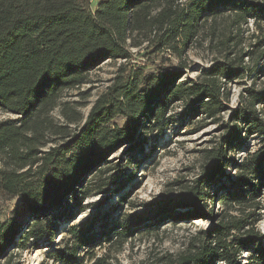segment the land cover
Returning a JSON list of instances; mask_svg holds the SVG:
<instances>
[{
  "label": "trees",
  "instance_id": "trees-1",
  "mask_svg": "<svg viewBox=\"0 0 264 264\" xmlns=\"http://www.w3.org/2000/svg\"><path fill=\"white\" fill-rule=\"evenodd\" d=\"M95 2L0 0V110L15 115L0 120V196L19 200L10 215H0V257L11 248L51 242L48 255L56 263L112 264L110 252L121 251L135 232L154 229L166 217L197 215L212 221L199 243L161 264H264V234L249 227L259 220L253 211L264 195V85L245 87L232 122L222 123L218 145L203 150L200 185L170 202H151L140 214L112 207L69 225L63 243H54L59 228L87 210L86 199L116 192L131 180L128 165L138 167V155L146 156L144 130L162 134L179 119L213 118L226 106L229 81L264 73V51L248 52L249 65L246 53L235 50L251 21L264 22V0ZM198 39L222 58L197 79H184L185 53ZM129 40L132 47L147 42L151 52H170L178 63L170 65L168 57L148 73L129 66L134 57ZM120 58L125 63L80 126L54 123L58 107L69 123H80L82 116L63 101L65 92L86 83L105 61ZM176 102L184 110L170 115ZM256 135L257 150L248 149L240 162L229 156L247 149V139ZM124 144H129L126 162L111 165L109 157ZM232 166L235 176L226 173ZM217 199L224 206L220 212L214 209ZM237 210L243 214H234Z\"/></svg>",
  "mask_w": 264,
  "mask_h": 264
},
{
  "label": "rangeland",
  "instance_id": "rangeland-1",
  "mask_svg": "<svg viewBox=\"0 0 264 264\" xmlns=\"http://www.w3.org/2000/svg\"><path fill=\"white\" fill-rule=\"evenodd\" d=\"M93 5H96L95 0ZM262 39H264V22L259 26H255L251 21L249 30L246 29L243 34L241 44L235 48L237 54L246 53L244 56L246 64L252 65L248 52L256 49L264 51V42L260 43ZM130 43L129 40L128 46L134 57L129 66L144 67L148 73L153 71L158 63L164 62L165 58L170 57V65L178 63L170 52H151L147 47V42L139 47H132ZM256 44L260 45L255 47ZM185 54L184 58L188 68H183L184 79H197L201 71L208 69L219 57L218 52L210 48L208 42L201 41V39H198L194 45L188 48ZM262 59L264 61V55ZM122 63H125V59L105 61L90 73L86 83L65 92L63 101H69L72 107L75 108L76 115L82 116L80 123H69L62 115L61 107L52 112L54 123L68 125L72 128L80 126L96 99L112 84ZM260 64L263 67L262 62ZM261 71L253 72V74L248 72V75L246 74L244 77L229 81L227 83L229 97L226 100V106L215 117L205 118L200 116L196 117L197 120L192 122L185 120L183 123L179 119V122L170 125L162 134L156 129L153 131L150 129L144 130L141 140L144 142L146 156L138 155L140 159L138 167L128 165L127 171L134 174L131 180L125 182L123 187L119 188L120 190L117 189L116 192L107 191L102 194H94L86 199L87 210L74 217L73 220L65 222L55 234L54 243L56 245L63 243L67 237L69 225L85 223L95 215L112 207H117L118 213L140 214L146 205L151 202L153 204L170 202L188 193L192 185L198 184L197 180L201 176L202 166L205 162L203 150L218 145L221 136L225 133L222 123L232 122L235 109L241 105V94L245 87L251 85L261 87L264 85V73ZM178 81H181V79ZM183 110V104L176 102L171 107L169 114L178 115ZM9 117L13 118L15 115L0 110V120ZM262 117L264 119V111ZM121 119L118 117L116 120L121 123ZM260 144V135L251 136L246 142L247 149L235 151L229 156L240 162L246 156L248 149L253 152L260 147ZM128 148L129 144H124L118 148L109 157V159L112 158L110 164L115 165L121 163V161L125 163ZM143 157L147 158L142 160ZM237 172L235 166L226 169V173L231 176H235L238 174ZM121 186L122 184L117 185L115 189ZM18 201V198L0 196V215L2 219L11 214ZM258 201L260 206L254 208L253 212L259 214V220L255 224H250L249 227H255L260 233L264 234V195L260 196ZM208 208H210L209 204ZM214 209L216 212L224 210V206L219 204L218 199L214 204ZM177 210L184 213L189 209L177 208ZM233 213L243 214L242 211L238 210ZM211 224L212 221L206 219V217L201 219L197 215H182L175 220L166 217L165 220L158 221L157 225L154 224V229L151 227L142 228L141 231L132 234L118 253L112 250L110 252L111 257H114L112 264H161L169 256L176 258L182 253L189 252L192 243L198 244L200 232ZM52 245L51 242H44L38 246L28 245L26 248H11L6 256L0 257V264H8V261L9 264H59L49 258L48 251ZM97 251L99 254L104 252L103 249ZM243 256L246 257L247 253L245 252ZM217 264H222V262Z\"/></svg>",
  "mask_w": 264,
  "mask_h": 264
},
{
  "label": "bare ground",
  "instance_id": "bare-ground-1",
  "mask_svg": "<svg viewBox=\"0 0 264 264\" xmlns=\"http://www.w3.org/2000/svg\"><path fill=\"white\" fill-rule=\"evenodd\" d=\"M202 222H204V220H202Z\"/></svg>",
  "mask_w": 264,
  "mask_h": 264
}]
</instances>
